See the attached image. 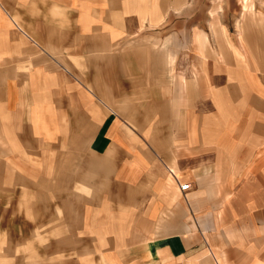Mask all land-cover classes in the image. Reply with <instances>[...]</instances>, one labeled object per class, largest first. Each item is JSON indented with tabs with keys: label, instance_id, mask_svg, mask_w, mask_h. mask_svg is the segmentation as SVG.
<instances>
[{
	"label": "crops",
	"instance_id": "0c3cea01",
	"mask_svg": "<svg viewBox=\"0 0 264 264\" xmlns=\"http://www.w3.org/2000/svg\"><path fill=\"white\" fill-rule=\"evenodd\" d=\"M244 3L0 0V132L89 191L79 264H264V0Z\"/></svg>",
	"mask_w": 264,
	"mask_h": 264
},
{
	"label": "rangeland",
	"instance_id": "374dc122",
	"mask_svg": "<svg viewBox=\"0 0 264 264\" xmlns=\"http://www.w3.org/2000/svg\"><path fill=\"white\" fill-rule=\"evenodd\" d=\"M243 5L248 7L246 0ZM168 59L175 83L172 87L179 90L184 87L179 85L184 76L176 67L177 54L162 55L157 60ZM26 148L28 155L35 156L31 144ZM52 159L50 155L47 161ZM44 167V174L36 177L33 166L18 164L0 132V264H79L75 256L80 251L76 248L84 239L80 229L81 195L89 191L81 184L76 186V182L73 186L69 182V186L66 180H56L58 165L56 170L50 163ZM66 167L63 164L60 169L66 172Z\"/></svg>",
	"mask_w": 264,
	"mask_h": 264
},
{
	"label": "built area",
	"instance_id": "2783aa9c",
	"mask_svg": "<svg viewBox=\"0 0 264 264\" xmlns=\"http://www.w3.org/2000/svg\"><path fill=\"white\" fill-rule=\"evenodd\" d=\"M173 175H174V174H173ZM174 178H175L176 183H177V185H178V189H179L182 193H184L185 191H187V190H189V189L191 188V184H190V182H187V181L182 182V181H180L175 175H174Z\"/></svg>",
	"mask_w": 264,
	"mask_h": 264
}]
</instances>
